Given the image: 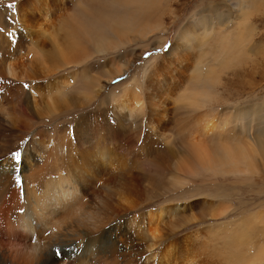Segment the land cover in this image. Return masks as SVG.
<instances>
[{"label": "rangeland", "instance_id": "374dc122", "mask_svg": "<svg viewBox=\"0 0 264 264\" xmlns=\"http://www.w3.org/2000/svg\"><path fill=\"white\" fill-rule=\"evenodd\" d=\"M92 1L0 0V27H7L2 19L5 15L10 23L16 21L15 29L7 27L1 35L8 39L7 47L17 46L18 52L25 48L26 36L22 38L18 24L24 13L34 41V29L40 28L43 34L40 44L49 51L51 41L63 35L62 24H74L80 29L95 25L98 5L90 15L80 9ZM9 4L15 7L9 9ZM163 5L171 13L169 9H161ZM189 29L191 36L182 37ZM82 33L85 36L79 43L91 54L89 59L83 64L59 67L48 75L41 72L35 81L27 82L29 89L25 92L32 97L34 116L22 129L23 137L45 135L49 130L54 133L57 127L75 121L82 113L103 109L109 114L104 109L124 90L136 87L142 98L141 111L135 108L131 116H119L128 130L120 138L112 135L110 146H114L116 154L135 161L133 171L138 173L141 193L139 207L147 206L146 211L167 205L182 208L179 227L172 237L175 250H170L168 259L174 258L173 264H261L257 254L264 250V0H153L149 14L137 20L129 40L104 52H98L92 44L96 30ZM105 33L114 37L110 30ZM225 37L230 41L227 50L222 48ZM239 37L248 51L245 60L233 46V40ZM153 43L158 52L152 48ZM169 43L170 51L164 48ZM136 48L140 56L146 51L155 54L135 69L132 68L138 58L135 55L126 56L124 61L114 59V54ZM35 62L32 59L29 65L25 59L18 61L22 70L31 66L32 72L38 70ZM122 64L128 71L118 74L115 66ZM197 70H201L202 84L207 86L198 102L201 119L209 131L206 139L195 135L196 140L208 149L220 145L232 149L234 156L240 150L245 155L234 160L217 157L214 168L198 170L173 182L176 165L187 159L183 147L186 130L195 122L188 110L173 108L184 90L191 93L188 80ZM110 71L119 76L112 78ZM210 72L214 76L212 81ZM121 73L131 79L113 85L111 82L119 80ZM66 74L72 77L66 89L71 91V97L85 79L97 80L100 93L91 102L73 101L71 107L44 115L39 107L41 96L32 90H43L52 79ZM13 80L17 84L5 83L9 86L5 94L8 103L18 110L23 88L19 86L20 80ZM115 113L119 115L115 110L111 112L113 117L117 116ZM149 120L156 123L150 125ZM136 126L140 128L137 130ZM151 131L159 136V147L152 148L148 142L153 135ZM132 174L135 173L130 171L129 175ZM55 255L58 257V252ZM152 261L161 264L168 260Z\"/></svg>", "mask_w": 264, "mask_h": 264}, {"label": "bare ground", "instance_id": "6f19581e", "mask_svg": "<svg viewBox=\"0 0 264 264\" xmlns=\"http://www.w3.org/2000/svg\"><path fill=\"white\" fill-rule=\"evenodd\" d=\"M152 1L93 0L90 5L80 6L90 15L98 5L95 25L80 29L74 24H62L63 35L57 41H51L49 51L40 44L43 40L40 28L34 29V41L24 13L18 24L22 38L26 36L25 48L21 47L18 52L17 46L10 44L7 47L8 39L0 33V157H3L0 166L3 179L0 188V264H155L154 258L168 260L163 261L165 264L174 261L168 257L170 250H175L172 237L179 227L178 216L182 208L167 205L146 211L147 206L139 207L141 193L138 173L133 171L135 161L127 160L120 156L121 153L116 154L117 150L110 146L112 135L120 138L128 130L124 119L119 116H131L135 108L141 111L142 98L136 87L124 90L109 108L104 109L111 116L100 109L82 113L75 121L57 127L54 133L49 130L45 135L30 134L25 139L21 132L34 116L32 97L22 85L35 81V76L41 72L48 75L59 67L83 64L89 59L91 54L86 53L87 48L79 43L85 36L82 32L96 30L91 41L98 52L128 41L137 20L149 14ZM160 8L169 9L167 5ZM168 11L171 13L170 9ZM15 22L14 19L12 23L8 21L10 29L16 28ZM106 30H110L114 37L106 34ZM191 32V29L186 30L182 37L191 36ZM229 46L230 41L225 37L222 48L227 50ZM233 46L245 60L248 51L240 37L233 40ZM16 54L18 58H14ZM20 59H25L29 65L35 59L38 70L32 72L31 66L22 70L18 63ZM115 67L118 74L128 68L125 64ZM7 74L20 80L19 86L23 88L18 110L7 101L6 84H17ZM111 75L112 78L119 76L110 71ZM209 75V81L214 80L213 72ZM201 77V70L191 74L188 80L191 93L184 90L173 108L188 110L189 116L195 118L186 130L187 141L183 144L187 159L176 165L173 182L198 170L214 168L217 157L234 160L245 155L244 150H240V154L234 156L232 149L220 145L208 149L196 140L195 135L206 139L209 131L199 113L198 100L207 91ZM70 78L69 74L56 77L43 90H32L41 96L42 105L39 107L43 109L40 112L48 115L71 107L73 101L91 102L101 91L97 80L85 79L71 97V91H66ZM115 110L119 115L115 113L117 116L113 117L111 112ZM149 123L154 125L156 120H149ZM139 128L136 126L137 130ZM134 133L139 135L136 130ZM151 133L148 142L152 148L159 147V136L154 131ZM22 140L24 143H20ZM11 150H19L22 154L21 162L15 165L16 183H12L10 165L14 161ZM130 171L135 174L129 175ZM5 191L9 195L4 196ZM257 259L264 264V250L257 254Z\"/></svg>", "mask_w": 264, "mask_h": 264}, {"label": "snow or ice", "instance_id": "6c2138e0", "mask_svg": "<svg viewBox=\"0 0 264 264\" xmlns=\"http://www.w3.org/2000/svg\"><path fill=\"white\" fill-rule=\"evenodd\" d=\"M7 7H8L9 9H12V8H14L15 6L12 5V4H9ZM205 10H207L206 7H205ZM4 19H5V25H6L7 27H10L11 25L8 24V17H7V15H5V18H4ZM7 27H0V33L5 32V31L7 30ZM171 47H172L171 43L164 45L165 50H168V51L171 50ZM152 48H153L156 52L159 51V49H156V45H155V43L152 44ZM154 54H155V53H154L153 51H146V52L143 53L142 56H140V54H139V49L136 48V49H133V50H128V51H123V52L116 53V54H114V59L117 60V61H124V59H125L126 56H132V55H135V56L138 57V58L133 62V64H132V68L135 69V68L137 67V65H141V66H142L141 62H142L143 60H147V59H149V58L152 57ZM109 63H111V61H109ZM127 79H131V76H130V75H128V76H123V75H122V76L119 78V80H113L111 83H112L113 85H116V84H118L120 81H124V80H127ZM45 83H46V82H45ZM22 87H23L25 90H28V89H29V84L25 83V84L22 85ZM0 91H2V89H0ZM30 94H31V93H30ZM20 143H24V141L22 140ZM0 151H2V149H0ZM10 155H11L13 161H14V163L10 165V167H11L12 170H13V180H12V183H16V182H17V179H16V177H15V165H16V164H19V163L21 162V155H22V154H21V152H20L19 150H11ZM2 159H3V157H0V166H2ZM2 187H3V179H2V177H0V188H2ZM3 195H4V196H7V195H9V193H8L7 191H5V192L3 193ZM0 199H2V197H0Z\"/></svg>", "mask_w": 264, "mask_h": 264}]
</instances>
